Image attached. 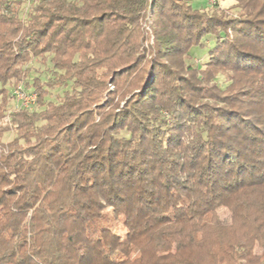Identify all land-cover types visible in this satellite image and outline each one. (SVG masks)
Listing matches in <instances>:
<instances>
[{"label":"trees","instance_id":"16d2710c","mask_svg":"<svg viewBox=\"0 0 264 264\" xmlns=\"http://www.w3.org/2000/svg\"><path fill=\"white\" fill-rule=\"evenodd\" d=\"M0 264H264V0H0Z\"/></svg>","mask_w":264,"mask_h":264},{"label":"rangeland","instance_id":"374dc122","mask_svg":"<svg viewBox=\"0 0 264 264\" xmlns=\"http://www.w3.org/2000/svg\"><path fill=\"white\" fill-rule=\"evenodd\" d=\"M227 3H228V0H194V6L204 7L205 9L211 8L212 6H215L217 4H219L220 7L222 9H224V8H227ZM150 29H151L150 26H147L146 27V31L148 32V34L151 31ZM205 42L207 44H210L209 41H205ZM149 43L152 44V45L154 44L153 38H152V40L150 39L149 42H146V46H148L147 44H149ZM193 50H195V51H193V53H192L193 54L192 62L195 63V64H197V65H199V66H201L205 62L204 59L207 58V54L206 53H207V50H208V46H206V47H199V48L198 47H194ZM35 65L38 68H40V70H41V71L38 72V74H41V77L46 78L47 77V74H45V73L42 74V72H43L42 69H44L43 67H45V70H46V66H44V65H42L40 63H37V62H35ZM40 66H42V67H40ZM217 82L220 84L221 87H225L226 86V82L224 81V78H223L222 75H219L218 76ZM20 84H23L25 86V81H23V83L21 82V83L17 84L15 86V88L18 85H20ZM14 89L12 88V91H11L12 94H13V90ZM28 90H29L30 93L37 94L36 103L34 105V108H37V105H38V97H39L38 96V92L36 90H33V89H28ZM12 94H11V99H13V95ZM54 94H55V97L57 98L58 95L61 96L63 94V91L62 90H56V91H54ZM11 102H12V109H14V107H15L14 99ZM6 137H8V135H6L5 138ZM6 139H7L6 141L9 140V138H6ZM219 213H220V215H221L222 218L226 219L229 222H234V221H236V220L239 219V218L232 217L230 215L229 211L227 209H225V208H220L219 209Z\"/></svg>","mask_w":264,"mask_h":264},{"label":"built area","instance_id":"2783aa9c","mask_svg":"<svg viewBox=\"0 0 264 264\" xmlns=\"http://www.w3.org/2000/svg\"><path fill=\"white\" fill-rule=\"evenodd\" d=\"M13 99L15 104L14 110H34L37 94L26 91L24 85L20 84L13 90ZM5 120L9 121V116H7Z\"/></svg>","mask_w":264,"mask_h":264}]
</instances>
